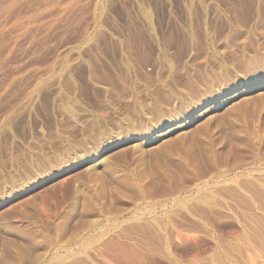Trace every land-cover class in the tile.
Instances as JSON below:
<instances>
[{
	"label": "rangeland",
	"instance_id": "374dc122",
	"mask_svg": "<svg viewBox=\"0 0 264 264\" xmlns=\"http://www.w3.org/2000/svg\"><path fill=\"white\" fill-rule=\"evenodd\" d=\"M263 82L264 0H0V264H261Z\"/></svg>",
	"mask_w": 264,
	"mask_h": 264
},
{
	"label": "bare ground",
	"instance_id": "6f19581e",
	"mask_svg": "<svg viewBox=\"0 0 264 264\" xmlns=\"http://www.w3.org/2000/svg\"><path fill=\"white\" fill-rule=\"evenodd\" d=\"M246 57V56H245ZM264 83V82H263ZM262 83V84H263ZM258 85H256V87H257ZM251 88V87H250ZM250 88H247V90H249ZM154 108V107H153ZM185 146V145H184ZM182 151V150H181ZM179 157V156H178ZM257 190V189H256ZM259 195H261V194H259ZM264 219V218H263ZM264 222V221H263ZM261 224H264V223H261ZM262 227H264V226H262ZM254 228V227H253ZM251 230V229H250ZM262 231V230H261ZM255 233V232H254ZM257 233H259V232H257ZM250 236V235H249ZM256 236H260V235H257L256 234ZM254 238H255V235H254V237H253V240H254ZM259 239V238H258ZM257 240V239H256ZM261 240L263 241V243H264V231L262 232V235H261ZM221 245V244H220ZM226 245V244H225ZM262 245H264V244H262ZM227 246V245H226ZM221 249V248H220ZM216 250V253L214 254L217 258H218V261H216V263L217 264H239V262H237V261H235V260H233L231 257H230V255H229V252H230V249H228V250H226V249H224V250ZM232 251V250H231ZM213 255V254H212ZM215 256H214V258H215ZM257 257V256H256ZM213 258V259H214ZM234 258V257H233ZM262 259V262H261V264H264V251H263V254H262V257H261ZM235 259V258H234ZM254 259V258H253ZM258 259V258H257ZM171 261V260H170ZM176 261V260H175ZM204 262V261H203ZM171 263V262H170ZM177 263V262H176ZM176 263H174V261H173V263H171V264H176ZM181 263V262H180ZM241 264H244V263H241ZM250 264H257L256 262H254L253 260L250 262ZM260 264V263H259Z\"/></svg>",
	"mask_w": 264,
	"mask_h": 264
}]
</instances>
